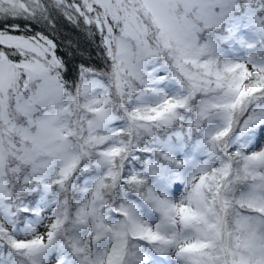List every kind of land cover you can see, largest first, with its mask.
<instances>
[{"label":"snow or ice","instance_id":"obj_1","mask_svg":"<svg viewBox=\"0 0 264 264\" xmlns=\"http://www.w3.org/2000/svg\"><path fill=\"white\" fill-rule=\"evenodd\" d=\"M0 264H264V0H0Z\"/></svg>","mask_w":264,"mask_h":264},{"label":"trees","instance_id":"obj_2","mask_svg":"<svg viewBox=\"0 0 264 264\" xmlns=\"http://www.w3.org/2000/svg\"><path fill=\"white\" fill-rule=\"evenodd\" d=\"M59 36L58 39H63L64 41H72L73 45H79V47L84 51L85 58H88V53L92 52L94 46L91 45L90 41L84 38L81 32H78L71 24L67 21L58 22ZM95 60L94 53L91 57Z\"/></svg>","mask_w":264,"mask_h":264},{"label":"rangeland","instance_id":"obj_3","mask_svg":"<svg viewBox=\"0 0 264 264\" xmlns=\"http://www.w3.org/2000/svg\"><path fill=\"white\" fill-rule=\"evenodd\" d=\"M78 32H79V30H78ZM82 34H83V33H82ZM83 35H84V34H83ZM84 38L88 39L85 35H84ZM91 53H94L95 59H98V57L95 55V50H94V48H93V50H92Z\"/></svg>","mask_w":264,"mask_h":264}]
</instances>
